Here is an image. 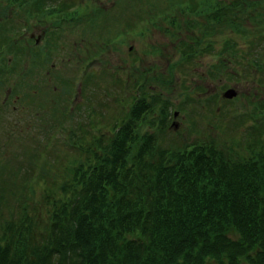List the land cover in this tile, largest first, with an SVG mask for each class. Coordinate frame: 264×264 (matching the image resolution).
<instances>
[{"label":"rangeland","instance_id":"1","mask_svg":"<svg viewBox=\"0 0 264 264\" xmlns=\"http://www.w3.org/2000/svg\"><path fill=\"white\" fill-rule=\"evenodd\" d=\"M215 1L244 8L210 22L217 19L212 0H35L33 13L0 0V27L10 40L0 52V162L8 169L0 180L19 185L17 206L24 205L36 234L48 230L46 192L63 195L57 184L69 165L84 161L94 135L104 143L139 89L159 103L146 108L136 135L153 132L164 145L210 135L240 149L256 139L264 71L243 57L226 61L222 48L233 17L237 51L250 56L242 49L252 34L264 43L257 31L264 30V0ZM228 86L234 94L223 96ZM239 264L248 263L240 257Z\"/></svg>","mask_w":264,"mask_h":264},{"label":"trees","instance_id":"2","mask_svg":"<svg viewBox=\"0 0 264 264\" xmlns=\"http://www.w3.org/2000/svg\"><path fill=\"white\" fill-rule=\"evenodd\" d=\"M14 1L33 13L35 0H8ZM227 4L212 0L210 13L217 19L210 22L244 8L240 2ZM235 18L226 22V61L233 55L240 63L243 57L247 66L264 71L263 39L244 38L246 58L234 46L231 33L240 26ZM1 29L3 52L10 40ZM150 97L144 100L139 89L104 143L101 134L94 135L84 161L72 162L67 178L57 184L63 195L46 192L49 223L40 236L24 205L17 206L19 185L0 180V264H205L208 258L211 264H239L240 257L264 264V137L259 135L264 119L243 150L210 135L164 145L153 132L135 134L146 108L159 103ZM262 105L264 99L257 107L263 110ZM5 169L0 162V176L6 177Z\"/></svg>","mask_w":264,"mask_h":264},{"label":"water","instance_id":"3","mask_svg":"<svg viewBox=\"0 0 264 264\" xmlns=\"http://www.w3.org/2000/svg\"><path fill=\"white\" fill-rule=\"evenodd\" d=\"M37 39V36L35 37V40ZM234 94V90L231 88V87H226L223 91H222V95L223 96H227V97H229V96H231V95H233ZM175 112V110L173 111V113ZM171 123H172V125L174 126L175 124H174V121L172 120L171 121Z\"/></svg>","mask_w":264,"mask_h":264}]
</instances>
